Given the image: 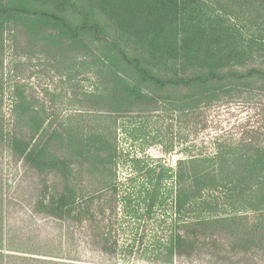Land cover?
<instances>
[{"label":"trees","instance_id":"16d2710c","mask_svg":"<svg viewBox=\"0 0 264 264\" xmlns=\"http://www.w3.org/2000/svg\"><path fill=\"white\" fill-rule=\"evenodd\" d=\"M10 38L17 57L42 58L68 83L79 110L171 112L206 130L208 112L254 103L256 125L177 162L175 221L158 264H264V0H0V157L30 175L21 194L7 193L0 173V264H85L80 245L113 261L120 157L112 133L54 125L35 91L17 81L6 130ZM77 62L97 79L96 91L79 90ZM43 92L52 102L62 93ZM151 184L149 212L160 179ZM35 220L55 233L38 231Z\"/></svg>","mask_w":264,"mask_h":264},{"label":"rangeland","instance_id":"374dc122","mask_svg":"<svg viewBox=\"0 0 264 264\" xmlns=\"http://www.w3.org/2000/svg\"><path fill=\"white\" fill-rule=\"evenodd\" d=\"M41 59L17 57L13 52L11 38L7 40L3 65L5 129L12 128L10 111L13 99L10 93L17 81L35 91L37 103L49 111L50 121H53L54 125L79 123L84 126L89 124L107 128L119 150V167L116 173L120 193L119 254L115 260L110 261L80 245L76 255L85 264H158V259L167 255L166 247L175 221L172 200L175 191L173 172L177 162L198 151L211 152V145H214L218 136L239 138L247 123L256 125L259 119L256 106L253 103L240 109L236 106L214 109L207 114L210 123L206 130L197 126L198 121L194 116L171 112L108 117L102 113L79 110L68 97V83H62L56 71L45 69L46 67L42 66L45 62ZM79 63L77 62L79 67L74 71L76 75L80 72L76 78L79 90L96 91L97 79L90 74V70L83 69ZM261 64L264 65V60ZM44 89L55 90L58 94L62 92L61 97L52 102L51 96L43 92ZM253 102H259V97ZM166 149L170 151L166 152ZM185 150L187 152H184ZM0 173L3 175L7 193L30 192V175L25 177L22 164L11 162L6 154L0 157ZM158 179L160 187L156 192L157 201L149 212L148 205L153 195L151 183L156 184ZM20 218L23 219L22 216ZM34 222L38 231L55 233V225L49 224L45 227L42 221Z\"/></svg>","mask_w":264,"mask_h":264}]
</instances>
